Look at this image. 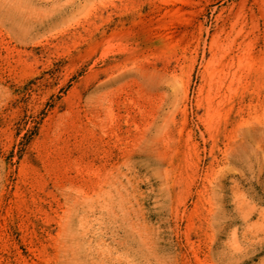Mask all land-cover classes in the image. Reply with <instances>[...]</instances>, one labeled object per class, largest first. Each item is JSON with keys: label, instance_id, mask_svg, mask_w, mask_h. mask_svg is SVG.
Returning a JSON list of instances; mask_svg holds the SVG:
<instances>
[{"label": "rangeland", "instance_id": "1", "mask_svg": "<svg viewBox=\"0 0 264 264\" xmlns=\"http://www.w3.org/2000/svg\"><path fill=\"white\" fill-rule=\"evenodd\" d=\"M0 264H264V0H0Z\"/></svg>", "mask_w": 264, "mask_h": 264}]
</instances>
